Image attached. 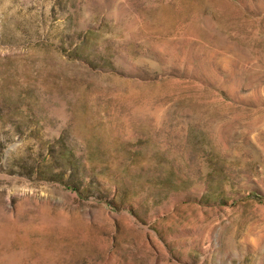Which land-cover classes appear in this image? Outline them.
I'll use <instances>...</instances> for the list:
<instances>
[{"label": "rangeland", "instance_id": "rangeland-1", "mask_svg": "<svg viewBox=\"0 0 264 264\" xmlns=\"http://www.w3.org/2000/svg\"><path fill=\"white\" fill-rule=\"evenodd\" d=\"M0 264H264V0H0Z\"/></svg>", "mask_w": 264, "mask_h": 264}]
</instances>
